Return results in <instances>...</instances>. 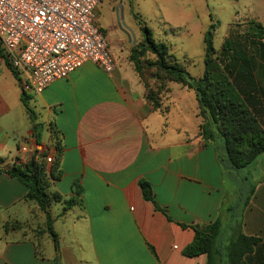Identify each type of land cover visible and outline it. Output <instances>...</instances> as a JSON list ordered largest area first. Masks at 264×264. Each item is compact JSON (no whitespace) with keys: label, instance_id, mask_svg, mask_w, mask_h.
I'll return each mask as SVG.
<instances>
[{"label":"crops","instance_id":"crops-1","mask_svg":"<svg viewBox=\"0 0 264 264\" xmlns=\"http://www.w3.org/2000/svg\"><path fill=\"white\" fill-rule=\"evenodd\" d=\"M251 22L264 28V0H102L95 23L115 64L111 73L86 63L41 94L23 95L0 62V264H207L205 255L187 258L183 251L194 227L218 218L221 255L240 231L260 240L244 263L264 264V153L242 170L230 169L224 144L220 153L219 139L200 136L194 91L170 83L154 109L129 61L144 26L199 80L204 37L213 26L218 65L231 72L236 95L264 129V34L250 30ZM57 143L61 177L49 183V192L61 198L49 208L59 240L56 260L43 233L44 214L6 171L52 156L45 162L49 172ZM142 180L164 212L144 200ZM76 190L82 204L61 215Z\"/></svg>","mask_w":264,"mask_h":264},{"label":"trees","instance_id":"trees-1","mask_svg":"<svg viewBox=\"0 0 264 264\" xmlns=\"http://www.w3.org/2000/svg\"><path fill=\"white\" fill-rule=\"evenodd\" d=\"M212 30L213 26H210L204 37L205 68L199 80L192 78L184 66L170 54L167 46L156 42L151 32L144 26H142V41L131 49L129 61L144 85L146 100L154 109H160L161 97L168 91L167 86L170 83L179 84L194 91L199 106V117L202 120L199 126L200 136L209 142L223 140L229 168L239 171L264 153V129L259 127L255 118L236 95L230 81L231 72L218 65V57L213 48ZM251 30L260 35L264 34V28L257 23H251ZM227 52V47L224 46L221 56L225 57ZM0 56L3 58L1 51ZM5 65L9 68L6 62ZM22 98L25 102L23 95ZM34 130L38 139L37 127H34ZM55 150L56 158L49 172L46 171L45 160L32 159L25 165H13L6 174L25 187V200L34 202L44 214L43 233L50 236L57 260L60 253L59 240L53 230L49 208L52 203L60 202L61 198L49 192V183L58 181L61 177L59 143L55 144ZM139 187L144 200L151 202L156 210L162 211L154 200L150 184L142 180L139 182ZM80 196L81 191L76 190V198L65 203L61 215L65 214L70 207L81 205ZM221 227L219 218L207 227H194V240L185 248L183 255L187 258L205 255L207 264H222V261H225L224 264H245L243 258L253 251L260 240L246 237L239 231L232 236L226 248V257L221 258L218 246Z\"/></svg>","mask_w":264,"mask_h":264},{"label":"built area","instance_id":"built-area-1","mask_svg":"<svg viewBox=\"0 0 264 264\" xmlns=\"http://www.w3.org/2000/svg\"><path fill=\"white\" fill-rule=\"evenodd\" d=\"M101 1L0 0V62L8 64L23 95L41 94L86 63L114 70L95 23ZM44 160L51 163L52 156Z\"/></svg>","mask_w":264,"mask_h":264},{"label":"rangeland","instance_id":"rangeland-1","mask_svg":"<svg viewBox=\"0 0 264 264\" xmlns=\"http://www.w3.org/2000/svg\"><path fill=\"white\" fill-rule=\"evenodd\" d=\"M112 1H114V0H112ZM252 23V22H251ZM251 23L249 24V29L251 30ZM141 42V41H140ZM139 44V43H138ZM137 45V44H136ZM185 67H187V64H183ZM191 71H194V69H192L191 68ZM143 84V83H142ZM144 86V85H143ZM145 89V88H144ZM165 94H163V96H164ZM198 109H199V106H198ZM198 117H199V112H198ZM200 118V117H199ZM201 119V118H200ZM201 122H202V120H201ZM218 142H220L219 144L221 145L220 146V148H221V151H220V153H222L223 151V149H222V147H223V140H219ZM219 148V149H220ZM245 197H244V195L242 196V199H244ZM57 208H58V204H56V205H53L52 206V211L54 212V213H57ZM220 237V236H219ZM226 238V240H228V238H227V234H224L223 233V235H222V246L224 247L225 245H226V242L224 241V239ZM47 240V239H46ZM50 242H52L51 241V238H50ZM46 251H47V249H46V247H44V250H43V254L42 255H44V257H46ZM221 258H224L223 256L221 257Z\"/></svg>","mask_w":264,"mask_h":264},{"label":"water","instance_id":"water-1","mask_svg":"<svg viewBox=\"0 0 264 264\" xmlns=\"http://www.w3.org/2000/svg\"><path fill=\"white\" fill-rule=\"evenodd\" d=\"M118 26L121 30L126 32L127 35H131V31L124 25V23L121 22L120 19H118Z\"/></svg>","mask_w":264,"mask_h":264}]
</instances>
